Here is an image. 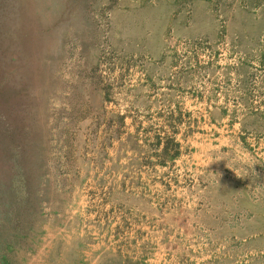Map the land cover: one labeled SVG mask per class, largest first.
Masks as SVG:
<instances>
[{
  "label": "rangeland",
  "instance_id": "1",
  "mask_svg": "<svg viewBox=\"0 0 264 264\" xmlns=\"http://www.w3.org/2000/svg\"><path fill=\"white\" fill-rule=\"evenodd\" d=\"M12 177L2 264H264V0H0Z\"/></svg>",
  "mask_w": 264,
  "mask_h": 264
},
{
  "label": "trees",
  "instance_id": "2",
  "mask_svg": "<svg viewBox=\"0 0 264 264\" xmlns=\"http://www.w3.org/2000/svg\"><path fill=\"white\" fill-rule=\"evenodd\" d=\"M179 154V143L172 137L167 138V140L163 143L160 152H155V155L158 156L156 163L164 164L167 159H173ZM19 178L12 177L10 185L12 190L8 193L7 200L1 199L0 196V224H8L11 221V216L14 218L15 210L18 208V201L21 203L27 202L28 193H24L21 189H17ZM10 188V189H11ZM25 197V198H24ZM3 203V205H2ZM6 220V222H5ZM9 243V242H8ZM8 244L3 243L0 244V263L5 262V258L8 256L7 250ZM7 252V253H6ZM6 253V254H5ZM129 264H145L140 262L139 260L130 261Z\"/></svg>",
  "mask_w": 264,
  "mask_h": 264
}]
</instances>
